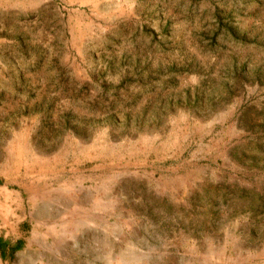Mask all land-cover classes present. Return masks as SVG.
I'll use <instances>...</instances> for the list:
<instances>
[{
    "label": "rangeland",
    "instance_id": "1",
    "mask_svg": "<svg viewBox=\"0 0 264 264\" xmlns=\"http://www.w3.org/2000/svg\"><path fill=\"white\" fill-rule=\"evenodd\" d=\"M0 238L264 264V0H0Z\"/></svg>",
    "mask_w": 264,
    "mask_h": 264
},
{
    "label": "trees",
    "instance_id": "2",
    "mask_svg": "<svg viewBox=\"0 0 264 264\" xmlns=\"http://www.w3.org/2000/svg\"><path fill=\"white\" fill-rule=\"evenodd\" d=\"M3 242H2V239L0 238V249L3 250V246H2ZM16 249H18V246L16 247Z\"/></svg>",
    "mask_w": 264,
    "mask_h": 264
}]
</instances>
